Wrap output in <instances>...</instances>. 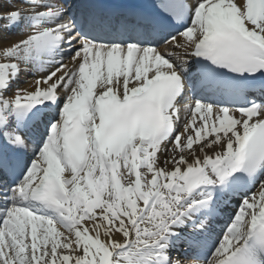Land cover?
<instances>
[{
    "label": "snow or ice",
    "instance_id": "6c2138e0",
    "mask_svg": "<svg viewBox=\"0 0 264 264\" xmlns=\"http://www.w3.org/2000/svg\"><path fill=\"white\" fill-rule=\"evenodd\" d=\"M16 2L0 264H264V0Z\"/></svg>",
    "mask_w": 264,
    "mask_h": 264
},
{
    "label": "bare ground",
    "instance_id": "6f19581e",
    "mask_svg": "<svg viewBox=\"0 0 264 264\" xmlns=\"http://www.w3.org/2000/svg\"><path fill=\"white\" fill-rule=\"evenodd\" d=\"M15 6L22 7L23 5L16 3ZM22 28L23 26H20L14 30L13 29L12 30H0V40L6 41L8 44L15 42L16 40L22 38ZM26 79L31 80L32 76L29 75L26 77ZM182 118H183V113H182Z\"/></svg>",
    "mask_w": 264,
    "mask_h": 264
}]
</instances>
